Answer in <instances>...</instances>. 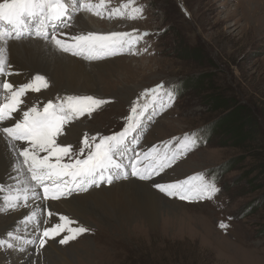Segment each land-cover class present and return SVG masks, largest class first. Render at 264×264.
Wrapping results in <instances>:
<instances>
[{
	"label": "rangeland",
	"instance_id": "374dc122",
	"mask_svg": "<svg viewBox=\"0 0 264 264\" xmlns=\"http://www.w3.org/2000/svg\"><path fill=\"white\" fill-rule=\"evenodd\" d=\"M127 2L110 0L108 4L112 9ZM133 6L141 7L142 15L134 20L122 18L120 24L117 21L120 18L104 21L91 17L89 12L72 15L69 24L73 26L80 17L86 21L87 32L101 33L94 27L109 31L111 26L119 24L123 30L132 21L141 33L142 27L149 29L148 51H158L155 55L122 54L90 61L60 51L80 59L90 69L100 63L107 68L95 72V88L88 92L57 89L50 76L36 71L46 75L50 82L41 93L30 94L32 102L37 99L43 102L55 99V102L67 95H90L109 101L91 116L77 120L62 137L75 149L85 134L91 137L120 131L128 116L126 109L141 95L142 89L165 82L164 92L171 91L174 102L145 121L137 141L133 143L132 137L128 140L129 150L124 157L128 159L134 151L162 147L173 138L194 134L199 146L180 158L174 170L169 169L163 176V181L204 174L220 191L213 199L199 202L157 193L175 206L162 209L153 226L139 227L136 226L139 222L122 226L118 217L84 203L91 201V194L108 192L112 186L92 187L87 193L74 194L62 203L40 201L44 208L50 207L77 220L88 231L65 245L58 243L61 237L49 240L43 251L35 254L30 247L38 242L42 227L50 226L51 222L39 227L22 222L9 232L22 236L23 226H33L37 237L32 240L27 235V238L34 243L26 246L19 243L17 248L23 247L22 251L0 249V264H264V188L259 187L262 180L257 178L253 164L258 147L231 140V123L221 121L226 112L211 107L212 98L220 97L243 105L251 101L264 110V0H135ZM36 73L28 72V76L31 79ZM87 85L90 84L84 79L83 86L90 88ZM174 85L180 87L173 90ZM260 125L264 129L261 122ZM254 140L258 142L260 138ZM9 160L18 167L14 154L13 159L9 155ZM21 173L25 179L23 169ZM9 178L5 176L4 182ZM129 179L116 180L115 184L150 183ZM15 212H0V239L6 238L7 225L14 223L10 220ZM167 220L175 222L168 224ZM221 222L228 225L227 229L219 227Z\"/></svg>",
	"mask_w": 264,
	"mask_h": 264
},
{
	"label": "snow or ice",
	"instance_id": "6c2138e0",
	"mask_svg": "<svg viewBox=\"0 0 264 264\" xmlns=\"http://www.w3.org/2000/svg\"><path fill=\"white\" fill-rule=\"evenodd\" d=\"M107 3L110 0H99V3H92L91 0H80L79 3L77 0H71V3L69 0H0V76L14 74L6 71L11 67L6 55L9 41H19L25 36L35 37L54 45L63 53L90 61L122 54L125 50L132 51L150 35L148 32L133 29L131 32L75 35L58 33L60 26L71 27L72 12L87 11L103 18L104 11H107L109 18L133 20L143 13L141 7L133 6L135 0H128L111 10L106 8ZM48 87V78L40 73L20 84L9 79L0 80V139L19 162L15 185L0 197L3 204L0 212L17 211L35 200L61 201L74 194L87 193L92 187L111 186L116 180L130 177L150 182L148 186L158 194L186 202L211 200L220 191L216 183L204 174L163 181V176L169 169L174 170L180 158L199 146L200 142L194 134L173 138L162 147L134 151L128 163H123L129 150L128 138L141 126L143 119L159 115L174 102V94L164 92L163 83L145 89L137 97L120 131L91 137L85 134L75 149L62 137L77 120L91 116L109 101L90 95H67L55 102L31 101L30 93H41ZM141 100L145 103L141 104ZM21 169L24 170L23 180L19 178ZM3 191L0 188V192ZM41 213L45 216L44 220L39 219ZM22 221L25 225L35 224L38 227L51 222L39 233L40 248H44L49 240L56 241L57 237H61L59 244H68L88 231L69 216L50 207L44 208L42 204L34 206ZM219 227L227 229L228 225L221 222ZM18 242L34 243L10 231L6 238L0 239V249L17 248ZM19 250L22 251L23 247Z\"/></svg>",
	"mask_w": 264,
	"mask_h": 264
},
{
	"label": "bare ground",
	"instance_id": "6f19581e",
	"mask_svg": "<svg viewBox=\"0 0 264 264\" xmlns=\"http://www.w3.org/2000/svg\"><path fill=\"white\" fill-rule=\"evenodd\" d=\"M79 18H77V21L75 20V24L71 26V29H64L62 32L71 33L72 31H75L79 34L86 33L88 29L86 21L83 18ZM85 19L87 20V18ZM6 55L8 57L9 64L11 65V67L6 71H11L14 73L11 76H6V79H9L13 82H15L14 80H17L18 84H20L30 80L28 72L34 71V73H36V71H41L44 74L50 76V80L55 82L57 89L62 90L66 89L88 92L89 90L95 88L93 87L96 85V80L94 78L95 72L100 73L102 72L101 69L107 68L106 64L100 63L102 65L94 67L92 66L93 68L90 69L87 67L88 64L82 62L80 59L70 57L72 56L71 54H69L70 56L63 54L58 49H56L54 45L48 44L35 37L29 38L26 36L19 41H9ZM3 79L4 77H0V80ZM84 79H86L90 84L87 86L91 89L83 86ZM30 99L32 101L31 96ZM9 155L13 159V154L10 153L8 146L2 139H0V188L4 189L3 192H0L2 197L6 194L9 188H12L15 185L17 180L16 168L9 160ZM14 162L17 163V161ZM21 174L22 173H20L19 178L23 180L24 178L21 177ZM5 176H10L9 180L6 182H4ZM129 180L130 179H128V181ZM124 181L126 182L127 180ZM115 183L116 182L114 181L108 192L98 191L93 193L91 194V201L84 203L87 205L89 204V206L95 205L99 208H102V210H104L103 212L105 213L106 211L111 217H118V221L120 219L122 226H126L127 222H139L140 224L136 225L138 227L141 225L153 226L156 224L162 209L164 210L171 208V205H173L158 195L156 192L151 190L147 184L137 181H130L123 184ZM65 200L66 199H63L60 202L62 203ZM39 204L40 201L35 200L30 201L28 207L21 206V208L13 214V217L10 220V222L14 221V223L7 225L8 232L11 228H18L20 223L23 222L22 218L28 215L34 209V206ZM170 216L173 218V214H170ZM39 217L44 218L45 216L43 213H41ZM167 222L168 224H171L175 221L167 220ZM33 229V226L32 228L23 226L22 230L25 234L22 236L27 238V235H30V238L33 240V238L37 237V235L33 233Z\"/></svg>",
	"mask_w": 264,
	"mask_h": 264
},
{
	"label": "trees",
	"instance_id": "16d2710c",
	"mask_svg": "<svg viewBox=\"0 0 264 264\" xmlns=\"http://www.w3.org/2000/svg\"><path fill=\"white\" fill-rule=\"evenodd\" d=\"M211 107L214 111L226 112L221 121L230 122V137L234 142L242 144H251L258 147L255 154V171L258 172L257 178L260 177L264 188V110L257 108L255 104L249 101L248 105L233 103L229 98L214 97L211 100ZM233 123V124H232ZM224 126V125H223ZM227 127V126H225ZM218 130V128H217ZM215 131V130H214ZM258 137L260 140H257ZM256 139L258 142H255Z\"/></svg>",
	"mask_w": 264,
	"mask_h": 264
},
{
	"label": "clouds",
	"instance_id": "9594fccd",
	"mask_svg": "<svg viewBox=\"0 0 264 264\" xmlns=\"http://www.w3.org/2000/svg\"><path fill=\"white\" fill-rule=\"evenodd\" d=\"M148 29V28H147ZM155 55V54H154Z\"/></svg>",
	"mask_w": 264,
	"mask_h": 264
}]
</instances>
